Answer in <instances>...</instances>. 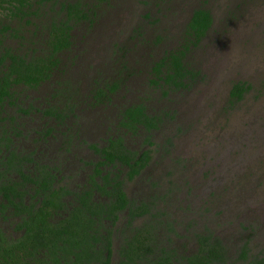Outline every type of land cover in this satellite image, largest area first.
I'll return each instance as SVG.
<instances>
[{
    "label": "rangeland",
    "instance_id": "rangeland-1",
    "mask_svg": "<svg viewBox=\"0 0 264 264\" xmlns=\"http://www.w3.org/2000/svg\"><path fill=\"white\" fill-rule=\"evenodd\" d=\"M199 6L210 10L213 22L185 56L198 74L186 90L164 97L147 86L148 69L178 43L192 9ZM96 10L94 24L76 27L73 50L61 57L67 74L85 88L93 79L133 75L109 106L77 112L93 133L91 140L104 135L105 124L107 132L113 131L110 110L141 97L154 112L172 110L177 119L153 133L157 148L138 185L155 180L164 188L174 186L176 195H167L175 201L169 211L195 220L188 227H208L227 243L231 236L233 243L248 239L253 250L264 249V0H107ZM155 37L160 43H153ZM236 81L250 87L230 102L228 92ZM106 113L108 119L95 123Z\"/></svg>",
    "mask_w": 264,
    "mask_h": 264
},
{
    "label": "trees",
    "instance_id": "trees-1",
    "mask_svg": "<svg viewBox=\"0 0 264 264\" xmlns=\"http://www.w3.org/2000/svg\"><path fill=\"white\" fill-rule=\"evenodd\" d=\"M100 1L107 0H0V166H4L10 156H17L14 148L7 143L10 140L9 136L5 135L7 107L21 108L17 99L24 91L30 87L36 88L40 82L51 79L57 71L61 72L59 76L62 80L57 79L55 82L72 85L74 92L79 90L73 83V79L66 78L67 68L61 57L73 50L74 29L83 23H87L88 27L94 24L97 16L96 8ZM212 21L208 8L199 6L192 9L178 43L170 50H166L159 60L153 61L149 84L162 87L167 85L169 88L185 87L189 83L186 78H194L198 74L195 68L187 64L185 56L199 45L211 27ZM138 35L141 34L138 33ZM74 55L75 53H71L68 57L70 62H73ZM131 74L128 72L125 75L118 74L104 82L93 79V84L97 86L94 96L96 98L99 96L101 99V95H107L105 89L100 86L105 85L108 89L106 100L110 101V93H115L121 86L126 89L127 77ZM162 87V94L166 95L167 89ZM249 87L250 85L245 81L232 83L228 93L230 102L242 98ZM54 89L56 91L54 95L63 94V88L55 87ZM65 105H68V102ZM48 109L56 110L57 107L50 105ZM59 113L56 111L54 114ZM47 114L52 113L47 111ZM160 115V113L152 114L148 111L142 101L123 104L118 113V125L121 128L124 127L125 131L143 135V142L151 145L153 143L150 133L161 123ZM93 147L97 152H102L104 157V160L99 163L114 165L119 163L127 166L128 178L140 173L152 158L150 148H141L140 152L133 150L124 144L120 135L109 138L108 145L103 148H98L94 144ZM4 172L5 169L0 168V194L2 195L0 210L6 206L3 198L10 199L8 191L16 190L14 187L4 185V181L1 180ZM113 179L114 182L109 183L110 188L105 189L111 195L108 200H92L91 194L88 197L81 195L82 201L75 204L69 210V215L57 224L50 223L44 217L43 210H40L39 216L29 218L26 236L16 241H8L0 229V264H21L36 249L33 244L36 236L44 238L43 243L51 246L45 245L44 253L54 261L53 264H86L89 261L93 264H109L112 249L110 239L107 238V242L104 243L106 246L102 248H96L95 245L97 243L99 245L101 240L100 227H105L101 219L106 217L113 221L117 212L121 210L128 212V221H131L134 216H142L143 219L139 225L135 226L136 232L133 238L127 242L133 251L131 248L120 251V254L125 255L126 258L121 257L118 264H227V249L221 247L222 241L212 233L198 236L197 248L190 250L187 255L182 254L174 259L170 255L160 256L161 260L152 258L149 254L157 253L145 249L141 236L144 235V230L155 227V223L158 222L156 213H152V211H159L154 206L155 200L142 199L135 203V200L130 199L122 189L121 181L117 177ZM13 194L14 198L19 196V199L14 202L16 207H21L22 192L17 189V192ZM10 200L13 201V199ZM83 210L87 213L84 214ZM39 229L48 230L39 231ZM241 243L243 248L238 251L240 259L247 260L248 264H264V256L259 257L256 254L247 256L248 239ZM19 250L23 253L21 254ZM105 250L108 251V257L104 256ZM134 251L138 253L135 257ZM166 253L168 254L169 251Z\"/></svg>",
    "mask_w": 264,
    "mask_h": 264
},
{
    "label": "flooded vegetation",
    "instance_id": "flooded-vegetation-1",
    "mask_svg": "<svg viewBox=\"0 0 264 264\" xmlns=\"http://www.w3.org/2000/svg\"><path fill=\"white\" fill-rule=\"evenodd\" d=\"M141 37H135L134 40H139ZM144 40L146 41L145 38ZM154 40L153 43L155 44L160 40V37H155ZM168 50H170V47ZM163 52L164 50L161 53ZM151 65L150 69H148L150 78L152 76ZM196 70L198 71V69ZM58 73L61 74L60 71ZM67 77L73 79V83L79 89L77 92H74L72 85L58 84L55 82L57 79L59 81L62 80L60 76L52 77L51 79L40 82L36 88L30 87L25 90L20 98L17 99V103L21 108L18 106L15 108L7 107L8 116L5 120L7 132L5 135L9 136L10 140L7 143L11 148H14L17 154L14 157L10 156L7 159V163L4 166H0V168L5 169L4 176L1 178L4 181V185L16 188L14 192L11 189L8 191V195L13 201L9 198H3L6 206L0 210V229L7 240L10 242L16 241L22 236H26L29 218L31 216H39L40 213L38 211L40 210H43L44 217L50 223L57 224V222L69 215V210L75 204L82 201L81 195L88 197L91 194L90 199L92 200H108L111 195L105 189L110 188L109 183H113V178L115 177L121 181L122 189L130 199L135 200V203H138L142 199L155 200L154 206L159 211H152V213H156L158 222L155 223V227L144 230V235L141 236L145 249H149L151 252L153 250L154 253H157L149 254L152 258L161 260L159 258L160 256L167 257L170 255L174 259L182 256V254L187 255L190 250L197 248L198 236L209 235L210 233L213 236H218L216 232L208 227L200 229L192 226L188 227L195 220L192 219L189 221L188 216L184 215L185 217L182 218L180 215H177V212L169 211L173 209V203L175 201L170 199L169 196L167 197V195L169 193L171 195L173 194V196L176 195L174 186L170 185L168 188H164L155 180H151L146 186L138 185V180L142 178L144 171L153 160L152 158L140 173L128 178L127 166L119 163L115 165L113 163H99L104 160V157L102 152H97L93 147L94 144L98 148H103L108 145L109 138H116L120 135L124 140V144L129 146V148L135 149L138 152H140L141 148H150L151 154H153V151L157 148V143L153 139V133L160 130L163 124L177 119V117L172 115L173 111L154 112L147 104L148 99L145 96L143 98L141 97V101L146 105L148 111L152 114H161V123L157 128L151 130L150 139L153 144L150 145L149 143L143 142V135L125 131L124 127L121 128L118 125V113L123 105L113 110L108 108L111 116L110 121H114L113 131L107 132L108 125L105 124V127H102L104 135H98V139L92 141L89 135H93V133L90 131V128H86L88 125L83 126L85 121L83 117H77V112L83 110L81 109L82 107H84L86 114L91 110L101 107L104 109L105 106H109L114 102V94H117L119 90L117 89L118 91L116 90L115 93H110L109 96L111 98L108 101L106 100L108 89L105 85L100 86L105 89L104 91L107 95H101L102 98L100 99L99 96L97 98L94 96L97 87L95 84H90L85 88L78 83V78L71 74H67ZM186 79L189 80V83L185 87L169 88L167 85L163 87L161 85L154 86L149 84V79L147 86L150 90L154 88L160 89L161 93V87L166 88V95H163L166 97L172 91L181 90L182 88L186 90L190 87L193 83L190 81H194V78ZM186 79L185 81H188ZM106 80L103 78L100 82ZM55 87L63 88V94L54 95L53 93L56 92ZM29 91H35L36 94L34 96H28ZM67 97H69L68 100ZM67 102L68 105H65ZM131 103L135 102L127 104ZM50 105L56 106L57 109H48ZM190 107L193 108V103L190 104ZM47 111L52 114H47ZM56 111L60 113L54 114ZM197 111H199L198 108L189 110L191 115ZM166 112L167 114H165ZM109 114L106 113L101 117L96 116L95 123H99L98 120L100 119H108ZM31 122H33V126H30L29 123ZM82 130L84 133L83 136ZM96 133L97 131L94 132V135ZM128 137L134 144L127 141ZM166 143L170 144L171 141L166 139ZM164 150L168 151V148ZM163 188L165 189L163 193H159V190ZM17 189L22 192L21 200L23 205L21 207H16L14 203L19 199V196L14 198L13 194L17 192ZM1 199L2 195L0 194ZM86 213L84 211V214ZM142 219V216H134L131 221H128V212L126 210L118 211L113 221L106 217L101 219L105 227H100L101 240L99 245L97 243L95 246L96 248H102L106 246L104 243L107 242V238L110 239L112 249L109 256V264H118L121 257L126 258L125 255L120 254V251H125V248H131L133 251V248L127 242L133 238V234L136 232L135 226L139 225ZM47 230L39 229V231ZM34 238L33 244H35L36 249L33 250V254H29L30 256H25L26 259L21 264H53L54 261L50 259L49 255L44 253V246H51L44 244L45 239L40 236ZM219 238L223 243L221 247L227 249V264H248L247 260L244 261L239 258L238 251L243 248V243L231 242V236L228 238L230 243L225 242L221 237ZM247 248L249 249L247 252L248 257L254 254L259 257L264 256L263 248L253 250L249 243L247 244ZM167 251H169L168 254L166 253ZM19 252L21 254L23 253L22 250H19ZM134 253V257L138 255L137 251H134ZM104 256L108 257L107 250L104 251ZM86 264L93 263L89 261Z\"/></svg>",
    "mask_w": 264,
    "mask_h": 264
}]
</instances>
